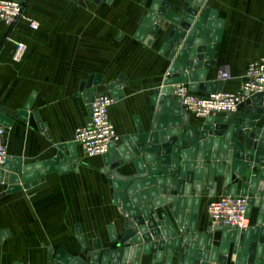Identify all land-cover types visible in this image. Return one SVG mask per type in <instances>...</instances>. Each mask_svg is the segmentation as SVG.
I'll list each match as a JSON object with an SVG mask.
<instances>
[{"label":"crops","instance_id":"obj_1","mask_svg":"<svg viewBox=\"0 0 264 264\" xmlns=\"http://www.w3.org/2000/svg\"><path fill=\"white\" fill-rule=\"evenodd\" d=\"M21 1L26 17L39 23V27L33 29L28 19L14 26L0 21V106L15 114L32 95L34 101L28 121L14 118L12 126L6 128L7 157L19 158L23 164L47 161L55 157L59 144L74 142L76 129L89 122L80 85L92 74L104 76L99 92L119 75L125 76L128 86L123 88L124 98L115 101L109 110L120 138L136 133V118L149 134L155 111L151 96L157 87H162L172 63L169 51L160 53L165 32L159 31L152 46L134 37L153 0H87L85 5L74 0ZM166 1L179 12L184 0ZM205 6L216 9L218 19L224 21L221 40L216 44V66L208 69L205 82L221 80L226 70L231 78L223 81L222 91H237L247 65L264 58V0H206ZM18 44L25 46L21 57L16 55ZM194 92L207 94L202 90ZM34 112L39 113L49 137L39 130ZM190 116L191 125L203 124L204 118ZM263 124L264 117L259 125ZM77 150L81 159L77 171L51 172L31 190L0 197V231L10 232L0 241V264H50V255L60 247L69 253L79 251L77 225L89 246L95 239L108 245L110 227L117 234L122 232L124 217L102 172V156L87 157L79 146ZM259 167L245 168L241 176L232 172L233 182H248ZM118 170L134 173L131 163ZM148 173L151 178L161 176ZM6 189L7 184H0V193ZM222 189L220 184L214 196L203 190L198 232L214 225L208 206L223 196ZM176 194L171 191V195ZM156 210L160 217L170 215V204ZM170 217L179 234L176 219ZM256 217L257 209L253 208L250 226ZM218 237L216 233L214 244L220 243ZM232 248L233 244L228 264H233ZM180 251L175 252V262Z\"/></svg>","mask_w":264,"mask_h":264},{"label":"water","instance_id":"obj_2","mask_svg":"<svg viewBox=\"0 0 264 264\" xmlns=\"http://www.w3.org/2000/svg\"><path fill=\"white\" fill-rule=\"evenodd\" d=\"M205 2L184 0L179 12H175L172 3L153 0L141 18L134 37L152 46L159 31L165 32L160 53L169 51L172 63L162 87H157L151 96L155 111L150 133L136 118V133L122 137L118 144H110L109 151L102 155V172L124 217L122 232L117 234L110 227L108 245L95 239L89 246L77 225L80 250L69 253L60 247L50 255V264H228L231 244L233 264H264V129L259 125L264 117V93L243 101L238 112L207 117L201 125H191L186 106L172 96V86L180 84L192 92L223 89L222 79L205 82L208 69L216 66V44L224 26L223 19H218V11L205 6ZM80 3L85 5V1ZM203 66L205 69H201ZM124 79V75H119L101 92L98 86L104 80L102 74H92L81 83L89 121L92 101L98 96L111 95L116 102L124 98L123 88L128 86ZM33 97L15 114L0 106V124L10 128L14 118L28 121ZM33 117L39 130L49 137L39 113L34 112ZM57 149L52 159L35 163L23 164L19 158L7 157L0 168V184H7V189L0 197L31 190L51 172L77 171L81 159L75 142L59 144ZM129 163L134 173L123 174L118 170ZM255 166L261 167L248 182H233L232 172L241 176L245 168ZM148 172L161 176L151 178ZM220 184L224 187L223 195L247 198L248 218L253 208L257 209L254 225L243 230L211 225L205 232H198L202 192L214 196ZM172 190L177 194L171 195ZM166 204H170V215L176 219L179 234L170 215L160 217L156 210ZM216 233L218 245L213 243ZM9 236V231H0V241ZM177 249L181 251L175 262Z\"/></svg>","mask_w":264,"mask_h":264},{"label":"built area","instance_id":"obj_3","mask_svg":"<svg viewBox=\"0 0 264 264\" xmlns=\"http://www.w3.org/2000/svg\"><path fill=\"white\" fill-rule=\"evenodd\" d=\"M74 1L80 3L87 0ZM21 19H28L31 27L38 29L39 23L24 14V4L21 0H0V21L14 26ZM24 50L25 46L18 44L17 57H21ZM230 78L228 71L224 70L221 73L223 81ZM256 93H264V58L247 65L244 80L237 91L198 95L180 84L173 88L172 96L181 99L189 113L205 119L218 114L238 112L240 104ZM114 103L115 100L111 95L98 96L92 101L90 121L76 129L74 142L87 157L102 156L109 151L110 144L120 142L121 138L109 114L110 107ZM5 134L6 127L0 124V168L4 166L7 158ZM247 207V198L223 195L209 204L208 213L214 225L243 230L250 227Z\"/></svg>","mask_w":264,"mask_h":264}]
</instances>
